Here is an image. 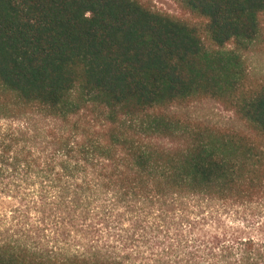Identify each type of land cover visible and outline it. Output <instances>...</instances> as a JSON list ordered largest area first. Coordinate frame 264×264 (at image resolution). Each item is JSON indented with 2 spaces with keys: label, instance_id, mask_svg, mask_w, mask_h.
Listing matches in <instances>:
<instances>
[{
  "label": "trees",
  "instance_id": "obj_1",
  "mask_svg": "<svg viewBox=\"0 0 264 264\" xmlns=\"http://www.w3.org/2000/svg\"><path fill=\"white\" fill-rule=\"evenodd\" d=\"M178 4L187 19L0 0V195L32 221L0 264H264V234L219 213L264 204V79L245 62L264 53V0ZM204 101L244 130L171 112ZM33 117L67 131L31 147Z\"/></svg>",
  "mask_w": 264,
  "mask_h": 264
},
{
  "label": "rangeland",
  "instance_id": "obj_2",
  "mask_svg": "<svg viewBox=\"0 0 264 264\" xmlns=\"http://www.w3.org/2000/svg\"><path fill=\"white\" fill-rule=\"evenodd\" d=\"M148 4L153 10L169 15L178 20L187 19V15L180 9L178 0H141ZM245 62L248 68V73L251 79H264V53L252 51L245 55ZM172 113L176 114L183 120L201 123L210 127L219 129H229L235 131L244 130L243 125L235 119L231 112L223 109L219 104L213 101H204L187 107L173 109ZM29 122L31 147L51 148L50 140L47 138L49 131L62 133L67 131V127L56 123L53 120L33 117ZM9 122L0 121V125L9 126ZM19 122L15 121L14 127L19 126ZM47 144H50L47 145ZM12 196V195H11ZM25 203H20V200L12 197H2L0 195V243L13 242L18 239H23L29 235L32 221L24 219L26 215ZM222 222L226 226H234L246 228V231L253 235L264 234V204L244 207L241 209L223 210L219 209ZM226 213V214H225ZM220 214V215H222ZM24 234V236L22 235Z\"/></svg>",
  "mask_w": 264,
  "mask_h": 264
}]
</instances>
